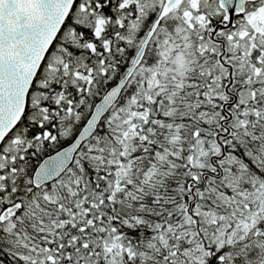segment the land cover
Listing matches in <instances>:
<instances>
[{
	"label": "snow or ice",
	"instance_id": "snow-or-ice-1",
	"mask_svg": "<svg viewBox=\"0 0 264 264\" xmlns=\"http://www.w3.org/2000/svg\"><path fill=\"white\" fill-rule=\"evenodd\" d=\"M0 264H264V0H0Z\"/></svg>",
	"mask_w": 264,
	"mask_h": 264
}]
</instances>
